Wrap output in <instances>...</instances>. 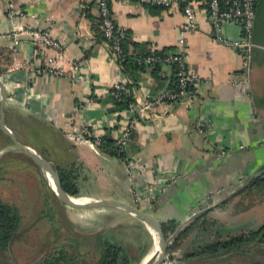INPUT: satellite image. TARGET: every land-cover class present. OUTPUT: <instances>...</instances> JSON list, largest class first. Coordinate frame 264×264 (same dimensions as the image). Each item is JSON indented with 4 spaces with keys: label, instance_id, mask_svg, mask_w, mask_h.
Listing matches in <instances>:
<instances>
[{
    "label": "crops",
    "instance_id": "0c3cea01",
    "mask_svg": "<svg viewBox=\"0 0 264 264\" xmlns=\"http://www.w3.org/2000/svg\"><path fill=\"white\" fill-rule=\"evenodd\" d=\"M109 5L116 28L127 33L123 43L127 63L141 53L178 50V34L184 25L179 6L162 9L125 0H113ZM195 10L198 28L185 38L187 66L199 78L194 92L138 111L146 98L173 83V69L170 65L137 67L131 62L122 68L97 35L93 0H0V82L7 93L4 113L8 124L21 115L37 125L32 128L43 157L72 177L76 194L70 196L133 205L159 223L175 222V232L205 212L207 219L238 234L256 229L264 216V198L238 191L264 166V0L255 3L246 71L240 54L214 39L204 4H197ZM19 29L47 30L61 43L60 75L41 77L24 67L13 68L15 61L41 63L26 34L17 36L20 42L13 49L9 33ZM222 32L231 39L239 36L238 27L229 23L222 25ZM119 81L127 85L131 109H114L109 90ZM75 112V124H84L101 139L112 141L118 127L135 116L137 124L128 144L133 180L118 153L102 152L84 137L71 139L67 117ZM199 120L208 123L204 134L197 131ZM13 167L17 166H5ZM36 174L43 190L52 192L43 171ZM4 181L12 182L6 176L0 183ZM145 195L149 203L141 201ZM135 198L139 199L136 205ZM41 200V205L23 206L24 212L15 204L21 217L16 232L22 229V217L44 204L59 217L57 225L66 221V210L87 212L92 219L91 233L79 241L83 238L91 251L100 229L129 224L149 237L139 264L151 260L154 243L150 247L148 231L127 212L117 208L72 210L60 204L54 194L48 204L43 197ZM44 216L41 214L37 223L45 232L51 231ZM60 239L70 240L65 234ZM206 240L201 230H190L179 241L178 264H200L199 259L183 255ZM95 256L96 261L98 253ZM39 258L33 264H40Z\"/></svg>",
    "mask_w": 264,
    "mask_h": 264
},
{
    "label": "trees",
    "instance_id": "16d2710c",
    "mask_svg": "<svg viewBox=\"0 0 264 264\" xmlns=\"http://www.w3.org/2000/svg\"><path fill=\"white\" fill-rule=\"evenodd\" d=\"M93 25L95 26L96 30L98 29L97 35L103 41L102 33L99 28L98 18H96V22L93 23ZM123 33V38L120 41L121 52L118 56V59H116L117 62L122 68H124L125 65L129 64L130 62L137 67L144 66L141 64H137L136 59L141 55L148 54L149 52L138 54L137 56L132 58V60L128 61L129 63H127L128 59L125 56L123 48V43L126 39L125 37L127 33L124 30ZM167 53L156 52L153 54L160 55ZM150 66L156 67L159 65L152 64ZM170 66L173 69L172 72L174 74V80L169 87L173 88L176 85L177 67L175 64H171ZM110 96L115 110L128 108V104L132 103V99L128 96V93L120 95V97L118 98H114L111 93ZM7 116V112H5V124H7L6 126L15 135V137L21 143L32 147L37 151V153L45 156L43 150L40 149V141L38 139V136L35 135V131L32 128L34 127L35 129H37V125L30 121L28 117H22L21 115L15 116V120L12 123L9 122L8 124L6 123V120H8ZM31 128L32 130H30ZM8 143H10L9 139L0 132V147L1 145L5 146ZM97 147L102 152H105L109 155H117V149L115 148L116 146L114 142L108 138H102ZM16 163L21 165L13 167V169H18V167L22 168L25 165L29 164H32L38 168V166L33 161L23 156L15 149L6 148L0 151V180L5 178L6 173H8L10 170H13L11 168H5V166L10 164L15 165ZM55 169L58 173L61 182V188L63 189V191H65V193L69 195H75L76 191L73 187L72 177L70 173H68L67 170H63L59 167H55ZM242 192H253L259 197L264 198V166L257 175L251 178L244 189H242ZM42 194L47 204L48 200L53 198V193L49 189H45ZM20 220L21 217L15 204L3 201L0 198V253L6 250L9 241L16 234V230L19 227ZM122 225H127L130 229H134L138 235L135 234L136 237H124L121 234ZM160 225L165 237H168L171 233H175L174 243L171 247H169V249H174L175 247H177L179 241L185 235H187L190 230H201L207 236V240L199 242V245L183 255V258L185 259H191L195 257L199 259L198 261L200 263H207L212 259L215 260L219 257V255H221L222 252L227 250L228 252L246 253V248L249 245L255 244L258 246H263L264 244V216L256 229L240 232L238 234L225 229L223 225H219V223L214 219H207L205 216V212H202L193 217L187 227L177 232H175L177 225L173 221L160 223ZM116 230L117 232L118 230H120V232L116 233ZM145 233L146 231L143 234V232L140 231L139 227H133L129 224H119L110 228H103L94 235L95 240L92 251L91 248H84V243L81 241L83 238L79 241L80 237H78V241L74 242V240V244H72L75 245V248H71V243L64 241L65 243H56L48 250L43 251L39 258L40 264H139L141 257L146 251L149 241V237L147 233L145 236ZM96 241L97 246L95 244ZM66 243H68L69 245L65 246ZM130 247H132L133 249L131 250ZM91 252L98 253V259L94 262H84V259L82 257ZM252 264L261 263L256 262Z\"/></svg>",
    "mask_w": 264,
    "mask_h": 264
},
{
    "label": "built area",
    "instance_id": "2783aa9c",
    "mask_svg": "<svg viewBox=\"0 0 264 264\" xmlns=\"http://www.w3.org/2000/svg\"><path fill=\"white\" fill-rule=\"evenodd\" d=\"M113 0H93L94 6L97 10V18L99 21V28L103 37V44H105L112 57L118 59L120 55V41L123 38V30L117 29L110 10L109 3ZM128 2H135L145 7H157L162 9H169L174 6H179L180 11L184 17V25L179 30L178 34V50L175 52L156 55L148 53L141 55L136 59L137 64L150 66L152 64L171 65L175 64L176 70V85L173 88L167 87L158 92L156 96L146 98L137 108L138 111L153 107L156 104L164 102H175L184 97L192 95L193 87L198 83L199 78L197 74L190 70L187 66V53L185 49L186 35L194 32L198 28L196 20L197 4L203 3L206 11L207 22L210 26L214 39L227 47L236 50L244 64L246 71L248 50L251 46L250 36L252 21L254 17L256 0H125ZM232 24L238 27L239 36L235 39L226 37L222 32L223 24ZM26 34L31 45L34 46L33 54L41 59V63L17 62L13 63V68L24 67L29 73L36 76L60 75L62 70L59 61L62 56L61 43L53 37L47 30L39 29H19L17 33L11 32L9 36L13 49L19 44L20 40L17 38L20 34ZM74 67V63L72 65ZM110 93L114 98L120 95L127 94L128 88L125 82H115L110 87ZM133 103L128 104V108H132ZM75 113L68 115L70 123L68 135L71 139H79L84 137L94 145H98L101 140L100 135L94 134L84 124H75ZM137 124L135 116H131L129 121L120 125L116 130L113 141L117 149V153L121 157L127 176L133 178V155L128 150L129 138ZM197 131L201 134L205 133L208 123L202 120L196 122ZM84 135V136H83ZM133 180V179H132ZM150 190V189H149ZM137 197V195L135 196ZM139 200V199H138ZM137 198L133 201L136 203ZM144 203H149L148 196H144L141 200Z\"/></svg>",
    "mask_w": 264,
    "mask_h": 264
},
{
    "label": "rangeland",
    "instance_id": "374dc122",
    "mask_svg": "<svg viewBox=\"0 0 264 264\" xmlns=\"http://www.w3.org/2000/svg\"><path fill=\"white\" fill-rule=\"evenodd\" d=\"M15 165L20 166L21 164L16 163ZM35 169L32 164H29L22 168L18 167V169L10 170L6 173V179L12 180L13 183H6L5 181L0 183V198H2L3 201H9L16 204L21 208L22 212H24L23 206H28L29 204L36 206L41 205V197H43L42 193L44 190L40 177L37 174L35 175L40 169L37 167H35ZM252 193L253 192H251V194ZM55 203L57 204L59 202ZM47 207L48 205L44 204L40 210L34 208L35 210L33 212H28L26 217H22V220L25 219L23 226H21L22 229L18 230L9 241L5 252L0 253V264H33V262L41 256L43 251L48 250L56 243L60 244L61 242H64V240L60 239L64 234L70 238L67 242L71 243V248H75V245L72 244L78 241L76 237H73L74 235L78 237L90 235L92 229V223L90 221L92 219L87 216V212L66 210V221L64 223L60 222V225H57L55 220L59 219V217L51 213ZM62 207L64 206L62 205ZM63 209H65V207ZM35 213L37 214L35 215ZM41 214L45 215L43 220H46L49 227L52 225L51 231L48 228L49 231L45 232L43 227L39 226L37 223L38 217H40ZM118 218L121 219V217ZM94 219L96 218H93V220ZM81 222H88L89 224H81ZM118 232H120V230H118ZM118 232L116 230V233ZM121 234L124 237H136L135 234L138 235L134 229H130L127 225L121 226ZM166 238L168 245L163 264H178L179 259L176 257V254L178 253L176 250L178 249L179 243L174 249H169L174 243L175 233H171ZM68 243H66L65 246H68ZM150 245V247L153 246L151 238ZM84 248H89V246L84 245ZM130 249L132 250L133 248L130 247ZM246 251V253H235L228 252L227 250L222 252L215 260H210L211 263H208V261L207 263L200 264H252L256 262L264 264V244L263 246L255 244L249 245L246 248ZM95 254H86L82 258L84 259V262H93L97 258Z\"/></svg>",
    "mask_w": 264,
    "mask_h": 264
},
{
    "label": "water",
    "instance_id": "95a60500",
    "mask_svg": "<svg viewBox=\"0 0 264 264\" xmlns=\"http://www.w3.org/2000/svg\"><path fill=\"white\" fill-rule=\"evenodd\" d=\"M6 103H7V93L4 85L0 82V132L10 141V143H8L7 145L0 147V151L6 148H13L23 156L33 161L43 171L45 176L46 174H49L53 180L52 181L53 183L51 185V190L53 194L61 204L68 207L69 209L78 210V211H87V210L99 209V208L121 209L127 212L135 219H137L138 221H140L142 225L145 227V229L148 231L152 239L149 229L146 226L148 225L157 234V247H158L156 254L152 253L151 255L152 258L148 264H163L168 243H167V238L164 236L161 230L160 223L155 218L150 216L148 213L141 211L139 208L114 199H95L92 203H86V204L72 203L70 200L72 196L65 193V191H63V189L61 188V182L58 173L55 170L54 166L51 164V162L45 157L38 154L30 146L21 143L15 137V135L6 127L3 116ZM251 178L252 177H249V179L239 188L238 191L244 189V187L251 180ZM152 244H153V239H152Z\"/></svg>",
    "mask_w": 264,
    "mask_h": 264
},
{
    "label": "bare ground",
    "instance_id": "6f19581e",
    "mask_svg": "<svg viewBox=\"0 0 264 264\" xmlns=\"http://www.w3.org/2000/svg\"><path fill=\"white\" fill-rule=\"evenodd\" d=\"M46 177H47V179H48V181H49V183H50V185H52V178H51V176L49 175V174H46ZM70 200H71V202L72 203H74V204H86V203H92L93 201H94V199H89V198H83V197H71L70 198ZM147 226V228L149 229V232H150V234H151V236H152V238H153V243H154V246H153V249H152V252H153V254L155 253L156 254V252H157V234H156V232L152 229V228H150L148 225H146ZM147 260V259H146Z\"/></svg>",
    "mask_w": 264,
    "mask_h": 264
}]
</instances>
